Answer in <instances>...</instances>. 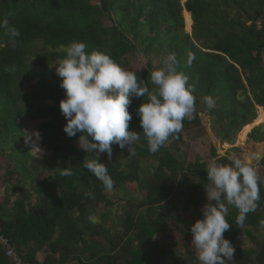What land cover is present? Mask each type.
<instances>
[{"label": "trees", "instance_id": "trees-1", "mask_svg": "<svg viewBox=\"0 0 264 264\" xmlns=\"http://www.w3.org/2000/svg\"><path fill=\"white\" fill-rule=\"evenodd\" d=\"M5 15L20 36L12 47L0 29V229L22 263L177 264L174 248H166L157 237L174 223L175 244L181 240L189 250L191 226L203 218L211 185L207 164L213 159L229 164L232 154L241 152L235 146L238 133L244 141L243 130L264 114V0H0V19ZM73 40L85 43L88 53L109 54L150 91L156 87L151 72L174 53L178 70L195 85L192 117L155 153L149 151L137 116L147 95L132 98L129 130L140 134L134 154L127 146L112 144L111 159L107 153L99 155L113 189L126 201L123 214L110 225L115 202L102 182L82 167L95 154L79 146V133L69 138L63 130L67 121L59 103L65 90L50 67ZM36 43L41 47L32 52ZM136 53L146 58L142 69L127 61V55ZM190 53L195 60L189 67ZM205 96L215 101L211 110L203 103ZM202 112L211 133L232 147L220 155L210 145L208 158L196 154L189 159L184 135L195 139L204 131ZM26 119L42 120L37 130L45 154L34 155L25 142ZM247 137L264 142V117ZM262 150L254 145L252 151ZM257 165L264 171V156ZM62 168L73 174L61 175ZM258 173L264 180V172ZM134 185L140 198L133 194ZM259 187L256 210L247 214L243 227L236 226L238 210L228 206L230 228L223 235L235 249L228 264H264V242L258 248L235 246L242 236L252 241V229L264 230V182ZM96 210L99 221L93 220ZM0 264H16L1 244Z\"/></svg>", "mask_w": 264, "mask_h": 264}, {"label": "clouds", "instance_id": "clouds-1", "mask_svg": "<svg viewBox=\"0 0 264 264\" xmlns=\"http://www.w3.org/2000/svg\"><path fill=\"white\" fill-rule=\"evenodd\" d=\"M0 29L15 47L20 31L10 26L7 15L0 19ZM85 49V43L73 40L65 46L64 57L50 67L55 68L61 78L60 86L65 90V97L59 103L67 121L64 132L69 138L80 134L79 146L86 153L95 154L91 159H84L82 167L98 178L105 190H112L114 181L99 155L107 153L111 159L112 144L121 149L127 146V151L134 154L133 145L140 141V134L129 130L133 117L128 107L132 98L147 95V101L137 109V116L149 151L155 153L170 136L181 133L183 121L192 117L195 85L178 70L179 61L174 53L166 58L163 67L151 72V81L156 87L150 91L146 85L142 86L143 81L138 80L134 72L121 67L109 54L100 50L88 53ZM194 60L195 56L190 53L187 65L190 67ZM203 103L209 110L215 106L211 96L203 97ZM23 134L26 143L38 147L37 142L42 139L38 130H25ZM251 159L233 155L229 164L218 163L215 159L207 164V179L212 186L206 189L203 218L190 229L199 264H228L233 260L235 249L223 235L230 228L226 219L228 206L238 210L236 226L243 227L247 214L256 210L259 186L264 182ZM72 174L68 168L61 170L63 176ZM84 195L92 196V193ZM261 226L264 227V221Z\"/></svg>", "mask_w": 264, "mask_h": 264}, {"label": "rangeland", "instance_id": "rangeland-1", "mask_svg": "<svg viewBox=\"0 0 264 264\" xmlns=\"http://www.w3.org/2000/svg\"><path fill=\"white\" fill-rule=\"evenodd\" d=\"M184 1V0H182ZM41 47L40 43H36L35 45H33L30 50L33 52L34 50L38 49ZM262 62H264V54H262ZM127 61L129 62L130 66L135 68V69H142L145 67V62H146V58L145 56H143L141 53H136V54H129L127 55ZM157 62V60L154 59V64ZM27 85L24 84L23 87L25 88ZM262 114V113H261ZM200 117L202 119V121L206 124V120H207V114L206 112H202L200 113ZM261 120V116L259 121ZM42 120H29L26 119L25 120V124L26 127L28 129V131L30 132L31 130L35 129L37 130L38 126L40 125ZM257 121V123L259 122ZM207 125V124H206ZM205 125V126H206ZM204 126V127H205ZM250 128V126L247 129H244L243 132H246L248 129ZM195 134V133H194ZM206 134V128H204V131H202V133L199 135H195L196 137H200V139H198L197 144H194V149L191 150V147H193V143L192 141L194 139H192L193 137H189V133H186L184 135V139L188 140L189 145L187 146V151H188V158L192 159L196 154H198L200 157L202 158H208L210 155V145H212L209 141V139L207 138ZM240 136H242L241 132H240ZM34 139V138H33ZM192 139V140H191ZM258 144V143H256ZM251 145V144H249ZM37 146H33L32 147V152L34 155L36 156H40L45 154V150L43 148V146L41 145L40 141L37 142ZM198 147V148H197ZM221 150V146H218ZM252 153H256L255 151H252ZM257 154V153H256ZM254 154L253 157L256 155ZM237 156L242 157L241 156V152L237 153ZM248 156V155H247ZM251 163H252V159H251ZM255 164V162H254ZM258 166V165H257ZM144 171L146 169V165H143ZM257 171H261L263 172V170H260L261 167H256ZM212 185H209L207 187L210 188ZM134 189L135 192L133 193L134 195H137L138 198H140V194L137 193V189L134 185ZM1 191V188H0ZM106 193L109 195V197H111V199L115 202L114 207H112V211H111V216H110V220H108V225H110L112 222L116 223L118 221V218L123 214V206H125V199H123L121 197V193L115 191L114 189L112 190H106ZM135 197V196H133ZM109 207H106V209H108ZM93 220L94 221H99L101 218V213L100 210H96L93 214ZM111 222V223H110ZM112 223V224H113ZM172 227H175V224L172 223L171 226H169L167 229L169 230L167 233H165V235H161L160 238L157 237L160 240V243L165 246L166 248H174L176 255L174 257L175 263L177 264H181L183 262V258L187 260V264H199V261L197 260V254H196V250H195V246L191 243L189 246V252L185 251L184 247L181 245V240H179L177 242V244H175V236L173 237V233L171 232L173 229ZM120 227H116V229H119ZM251 232L254 235V239L252 241L248 240L246 237H239L235 240V246H242V247H255L258 248L259 244L264 242V230L259 229L258 231L255 230H251ZM192 253V254H191ZM182 260V261H181ZM166 264H170V262H167Z\"/></svg>", "mask_w": 264, "mask_h": 264}, {"label": "crops", "instance_id": "crops-1", "mask_svg": "<svg viewBox=\"0 0 264 264\" xmlns=\"http://www.w3.org/2000/svg\"><path fill=\"white\" fill-rule=\"evenodd\" d=\"M208 117V116H207ZM263 117H264V114L262 113L261 114V120L259 121V122H261L262 120H263ZM201 121H202V119H201ZM206 124L202 121V123H203V125L205 126V128H206V136H207V138L209 139V141H210V143L212 144V145H214L216 148H217V151H218V153L220 154V155H223L224 153H225V150L226 149H229V148H231L232 147V145H230V147H227L226 149H223L222 148V146H221V142H220V140L219 139H217L212 133H211V131H210V128H209V118H207V120H206ZM258 122V123H259ZM256 124H258L257 122H255ZM255 123H253V124H251L250 125V128L246 131V133H245V136H244V141H241L242 139H240V132L238 133V135H237V139H236V142H235V146H237V147H239V149H241V156L242 157H244V156H247V155H249V157H251L252 159L254 158V157H257L258 159L255 161V164L254 163H252L255 167H260V166H257V162H258V160L262 157V156H264V142H253V141H251L248 137H247V133H248V131L251 129V127L252 126H254V125H256ZM201 137V136H200ZM200 137H196L193 141H192V143H193V147H191V150H193L194 149V144H197V140L198 139H200ZM256 143H258V144H256ZM249 144H251V145H249ZM254 145H261L262 146V148H263V150L261 151V152H258V151H255L256 153H252V150H253V147H254ZM218 146H221V150H220V148L218 147ZM198 148V147H197ZM254 154H256L254 157H253V155ZM232 155H237V154H232ZM213 159V158H212ZM260 170H262V168L260 169ZM264 172V171H263ZM242 247V246H241ZM37 258L39 259V260H42L43 259V255L42 254H38V256H37Z\"/></svg>", "mask_w": 264, "mask_h": 264}, {"label": "built area", "instance_id": "built-area-1", "mask_svg": "<svg viewBox=\"0 0 264 264\" xmlns=\"http://www.w3.org/2000/svg\"><path fill=\"white\" fill-rule=\"evenodd\" d=\"M223 149L230 147V144L226 141L221 142ZM0 244L4 248L5 255L10 257L16 264H23L19 258L14 246L10 243L9 239L1 232L0 229Z\"/></svg>", "mask_w": 264, "mask_h": 264}, {"label": "water", "instance_id": "water-1", "mask_svg": "<svg viewBox=\"0 0 264 264\" xmlns=\"http://www.w3.org/2000/svg\"><path fill=\"white\" fill-rule=\"evenodd\" d=\"M257 159H258L257 157H254V158L252 159V163H254Z\"/></svg>", "mask_w": 264, "mask_h": 264}]
</instances>
